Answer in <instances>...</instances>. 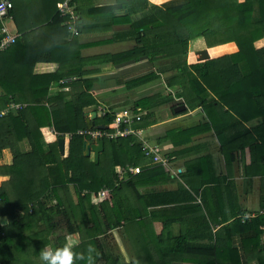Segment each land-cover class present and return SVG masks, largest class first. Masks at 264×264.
I'll use <instances>...</instances> for the list:
<instances>
[{
    "label": "trees",
    "instance_id": "trees-1",
    "mask_svg": "<svg viewBox=\"0 0 264 264\" xmlns=\"http://www.w3.org/2000/svg\"><path fill=\"white\" fill-rule=\"evenodd\" d=\"M10 1L12 7L7 9V20L20 16L23 9L28 12L32 9V6L23 8L22 3L17 6L15 0ZM48 1H45L42 20L37 23L42 28L67 31L66 36L68 33L74 36L71 29L62 24L67 17L58 12L59 0ZM78 13L81 31L84 15L81 11ZM92 13L102 17V20L96 18V22L102 24L90 28L108 30L125 24L115 39L134 42L131 49L103 56L115 68L128 62L141 63L135 75H116L117 84L133 90L160 81L164 90H168L166 94L159 91L135 100L132 109L140 107L146 113L133 128L154 123L152 119L159 107L180 98L187 110L176 113V105L171 104L172 115L201 108L205 116L202 125L214 131L222 150L226 131L235 130L230 139L242 132L247 135L245 143L232 145L231 158L239 145L242 150L248 145L253 158L246 168L262 162L264 44L260 43L264 41V0H168L162 4L149 0H115L110 5L96 7ZM1 26L0 22V30ZM3 35L0 32V40ZM198 38H202L207 47L234 42L237 50L189 63L190 42ZM24 44L23 38H16L14 43L0 50V112L10 103L21 105L0 116V177H6L0 181V264H44L40 250L45 247L69 248L71 264H176L190 262L192 256L197 255L213 256L221 264H241L242 255L233 245L227 224L231 216L221 217L223 224L217 230L211 224L213 217L206 191L209 185L220 183L219 179L202 180L197 185H193L191 179L186 180L187 185L170 192L174 195L172 201L165 202L161 200L162 191L144 194L138 190L139 186L152 183L151 175L145 174L151 162L134 134L105 139L108 157L101 155L97 163L85 156L86 137L77 131L86 128L83 107L87 97L95 102V110H99L98 102L89 92L94 78L74 81L75 85H82L83 81L89 83L87 91L74 92L76 95L65 100L62 107L48 108L45 102L52 100L46 97L49 86L64 74L35 75L31 67L40 60L62 62L59 56L66 59L67 54L59 52L56 56L49 48H36L37 44L24 47ZM59 46L55 47L56 51ZM34 47L36 51L32 50ZM218 49H211V53ZM14 72L18 79L12 83L7 76ZM20 91L24 95L26 91L34 92L36 97L32 94L21 97ZM109 110L98 117L101 122L96 121L98 118L95 122L111 123L114 112L119 109L109 106ZM249 122L254 123L253 126H247ZM44 126H53L62 134L73 132L67 156H61L57 142L45 143L41 132ZM256 149L262 157L257 158ZM5 150L12 157L9 164L3 161ZM117 165H141L142 172L126 180L120 179L115 173ZM159 166L156 174L161 179L171 178L169 167ZM104 187L109 188L110 193L102 200L100 192ZM199 187L200 198L196 195ZM172 203L164 210L149 209ZM238 214L235 212L234 216ZM261 218L262 215H258L246 219L245 223L238 218L240 230L253 229ZM156 222L162 224L160 232L156 230ZM175 224L179 232L166 238L165 230ZM115 227H124L128 233L135 259L125 261L122 254L111 249L109 234ZM69 235L77 237L72 241ZM143 253L155 256L143 258ZM258 263L264 264V257H259Z\"/></svg>",
    "mask_w": 264,
    "mask_h": 264
},
{
    "label": "crops",
    "instance_id": "crops-1",
    "mask_svg": "<svg viewBox=\"0 0 264 264\" xmlns=\"http://www.w3.org/2000/svg\"><path fill=\"white\" fill-rule=\"evenodd\" d=\"M45 1L46 0H15V5L18 6L22 3L21 6H23V8L25 6H32V9L29 12L23 9L20 16L17 18L15 16L11 17L5 22V25L11 34L16 35L17 39L23 38V42L27 45L30 44V47H33L37 44L36 48H49L48 51H52V55L57 56L59 55V52L67 54L66 59L63 56H59L63 58L62 62L57 60H40L34 63L31 67L32 73L35 75L53 74L55 72L64 74V76L62 75L63 77L58 82L52 81L49 86L46 97H51L52 100L51 102H48V104L45 102L48 108L52 109L62 107L65 100H68L70 97H74L76 95L74 92L78 93L79 91H85L89 83L83 81L82 85H75L74 81H77L78 79L90 78H94V80L89 92L92 94V97L96 99L99 107L111 106L115 107L116 110L125 107L132 108L128 107L131 106L130 102L128 101L131 99L128 97L127 92L133 91L134 93V90L126 89V91L121 92L119 87L124 85L117 84L116 75L120 76L121 74L129 72L130 70H134L140 66L141 63L128 62L127 64L122 65L123 67L115 68L111 63L106 62L104 60L105 58H103L104 55L109 56L120 51H125L124 49H131L134 46L133 41L115 39L117 37V33L125 28V24H117L108 30L105 28H90L92 26L102 24L96 22V18L102 20V17L99 14H93V9L96 7L99 8L110 5L114 3L115 0H76L75 12L78 15V19L76 20L75 25L77 33H73L76 37L70 35L69 33L68 36H66L67 31L65 33L62 30L61 32H57L54 28H42L40 24L37 23L38 21L42 20L41 18L44 15L43 8ZM149 1L155 4H162L168 0ZM47 2L49 1L47 0ZM80 11L84 15L82 21L83 28L81 31L78 28L80 21V13L78 12ZM16 19H18L17 22ZM66 20H68V18ZM66 20L63 21V25H65ZM66 27L68 26L66 25ZM198 40H201V46H199L200 48L196 46L197 50H192L190 48L188 53L189 63H195L198 61V56L196 55L200 49L207 48L210 53L211 49L215 47L230 46L232 49L230 51H226L225 53H231L237 50V46L234 42H229L214 47H207L202 38H198ZM60 42H62V44H59ZM55 44L56 46L60 45L59 50L57 51L55 49ZM260 44H264V41H262ZM32 50L36 51L35 47ZM210 57H216V55L214 56L212 53H210ZM98 59L103 61H98ZM122 69L127 70L124 71ZM14 73H11L10 76H7L8 79H11L9 81H12V83L13 81L16 82L18 79L16 73ZM151 85L152 83H149L143 87H149ZM30 86H32V84H30ZM26 88L28 89L29 87L26 86ZM31 94L32 96L36 97V93L34 92L30 93L26 91V94L24 95L20 91L21 97H27ZM124 96L126 97L124 98ZM141 96L144 95L137 96L136 99ZM85 100L87 103H85L86 105L83 107V116L86 122V114H91L96 110L94 105L95 102L89 99V97H87ZM177 104L178 103L175 105L177 106ZM9 105L0 112V116L6 115L10 109L14 110V108H9ZM163 106L166 107V105ZM163 106L156 110V114L160 115V117H158L156 120H153L154 123L147 125L146 127L134 128L136 130H141L140 134L135 132L134 137L140 142L141 148L143 141H148L152 144H156L158 146L159 152L162 155L170 157L171 162H169V165L166 167H169L168 172H170L171 178L161 179L162 177L156 174L157 171H159L160 164L151 163L145 174L151 175L152 183L139 186V192L144 194H148L150 192L152 194L154 192L162 191L161 196L163 197L161 200L169 202L172 201L171 199L174 197V195L170 194V192L177 190L180 186H183V184L187 185L186 180L189 181L191 179L193 185H197L202 180H210V178L215 180L219 179L220 183L215 182L216 185H209V188L206 191L213 217V222H211V224L214 229L217 230L223 224L220 223L221 217L231 216L227 224L232 237L233 245L237 247L240 255H242L241 264H259V257H264V206L262 205L264 201V159L257 165L252 166L250 169L246 168V166L248 167V165L251 164L253 158L252 151L248 145H246L244 150L239 148V145V147L234 150L233 158H231V154L229 152L232 148H234L233 146L237 145V143H245L247 135L244 132H242L240 135H237L234 139H230V137L235 135V130H229L224 133L223 140L225 142V153L224 150H222L221 143L214 131L205 128L202 125L205 122V116L201 108H196L194 110L188 109V112L174 116L171 114V112L169 113L161 111ZM96 112L97 117L93 120L95 125L94 127L104 125L103 123L97 124L95 122V120L100 117L98 110ZM253 124L254 123L249 122L246 125L253 126ZM85 129H91L88 128L87 123ZM78 131L77 133L85 136L86 139H93L85 134L79 133ZM41 132L43 134V139L47 144L54 142L58 143V139H60V137L63 138L64 151H60L58 144L59 152L62 157L68 155L70 140L72 139L73 132H66L64 134L58 133L53 126H44L41 128ZM107 146L108 145L105 143V149H103L104 151L100 152L99 158L101 155H103L105 158L108 157ZM83 153L85 156H87L84 150ZM255 154L257 155V158L262 157L260 155L261 152H257V149ZM87 157L95 161L93 152H91V154ZM3 161L8 164L12 161L11 154L8 150L4 151ZM149 162H151V159H149ZM127 166L128 165H117L115 167V173L117 176V169ZM166 167L164 168L167 169ZM135 175L136 174L126 173L123 179L126 180L129 176ZM4 179H6V177H0V181ZM201 187H199V194H196L197 196L199 195V198L202 197ZM106 189L108 190L109 188L104 187L102 190ZM110 196H112V194H110ZM172 205L173 203L159 206H150L149 209L164 210L165 208L171 207ZM235 212L240 214L234 216ZM258 215H262V218L256 223L253 229L248 231L240 230V222L238 221V218H240L241 221L245 223L246 219L251 220V218ZM155 224L161 225L159 230L156 229L158 232H160L162 230L161 222H156ZM119 229L123 230V235L125 234L126 237H128V233L126 234L124 227H115L110 230L112 239L118 238L114 230ZM178 232V224L168 226V228L165 230L166 238L170 239L173 234L176 235ZM258 232L260 233L258 236H256V233ZM224 236L227 239V235L225 234ZM69 237L72 241H74V238L77 237V235H69ZM111 241L116 248V240ZM134 243L138 244V242ZM129 244L130 251H132L129 254L132 255L131 258L135 259L136 256L132 248V242L130 240ZM120 254L126 255V253L124 254L122 251ZM141 256L143 258L149 259L155 255H145V253H143ZM156 256L163 257V255ZM176 264L221 263L220 260L215 259L213 256L205 257L197 255L192 256L190 262L179 261Z\"/></svg>",
    "mask_w": 264,
    "mask_h": 264
},
{
    "label": "built area",
    "instance_id": "built-area-1",
    "mask_svg": "<svg viewBox=\"0 0 264 264\" xmlns=\"http://www.w3.org/2000/svg\"><path fill=\"white\" fill-rule=\"evenodd\" d=\"M12 7L10 0H0V22L2 24L0 32L3 33V38L0 40V49H5L14 43L16 35L11 34L5 25V22L8 19L7 9ZM75 2L74 0H59L58 2V12L60 16L67 17L65 24L71 29L72 33H77L75 22L78 19V15L75 12ZM21 105L17 103H10L9 108L18 109ZM100 116L106 115L109 110L108 106L99 107ZM5 113V112H3ZM146 112L137 108L136 110L132 108H122L114 112V117L111 123L104 124V127H93L91 129H81L78 132L85 134L93 139H117L118 137H125L130 134L141 132V130H136L133 128V125L142 120ZM142 150L145 155L151 159V163L163 164L164 166L169 165V157L162 155L159 152L158 146L152 144L148 141H143ZM142 172V166H132L128 165L127 167H122L117 169V173L120 179L125 177L126 173L139 174ZM101 199H105L109 196L108 190H101L100 192Z\"/></svg>",
    "mask_w": 264,
    "mask_h": 264
},
{
    "label": "rangeland",
    "instance_id": "rangeland-1",
    "mask_svg": "<svg viewBox=\"0 0 264 264\" xmlns=\"http://www.w3.org/2000/svg\"><path fill=\"white\" fill-rule=\"evenodd\" d=\"M196 46L197 47L201 46V40L196 39L195 41H191L190 42V48L192 50H197ZM217 48H219V49L215 50V53H212V55L220 56V55L224 54L226 51H230L232 49V48H230V46H222V47L218 46ZM124 50H126V49H124ZM196 56H199V54L197 53ZM100 59H102V58H100ZM98 61H103V60H99L98 59ZM137 71H138V69L130 70L129 72H126V74L132 73L133 75H135V74H137ZM151 83H152V85L149 86V87L133 89L134 93H133V91L127 92L128 97L131 99V100H128L130 102V104H131V106H128V107H132L133 106V101L136 99L137 96L146 95V94H149V93L153 94V93H156V92H159V91H164L165 94L168 92V90H164V87L161 85L162 83L160 81H154V82H151ZM119 89H120L121 92L126 91V88H124V86H120ZM125 97L126 96H124V98ZM181 101H182V99L176 98L171 104L178 103L177 105H180ZM129 102H128V104H129ZM166 107L163 106L161 111H165V112H169L170 113L169 105H166ZM158 117H160V115L156 114L155 117L152 120H156ZM96 121L97 122H101V118H98ZM153 143H156V142H153ZM155 225H156V229L159 230L161 225H158V224H155ZM114 231H115L116 235L118 236V238H115V239L113 238L112 239V234L111 233L109 234V245H110L111 249L113 251H115V252H118L119 254L121 253V251L124 254L126 253V255H123V256L121 255L123 258H125L126 261L132 260L133 259V258H131L132 255L129 254V253L132 252V251H130L129 239L123 235V230L119 229V230H114ZM110 236H111V239H110ZM111 240H116V244L118 245V246L116 245V248H115V245L112 243ZM99 264H102V263H99Z\"/></svg>",
    "mask_w": 264,
    "mask_h": 264
},
{
    "label": "water",
    "instance_id": "water-1",
    "mask_svg": "<svg viewBox=\"0 0 264 264\" xmlns=\"http://www.w3.org/2000/svg\"><path fill=\"white\" fill-rule=\"evenodd\" d=\"M198 54H199L198 61H204V60L211 58L210 53L207 48L200 49L198 51ZM186 109H187V105L185 103H182L175 107V112H180ZM96 117H97L96 111H93L91 114L90 113L86 114V123H87L88 128H93L95 126L93 120ZM98 127L102 128L104 127V125H99ZM58 144H59L60 151L63 152L64 151V139L63 138L58 139ZM104 144H105L104 139H101V138L84 140L85 154L89 156L91 152H93L95 161L98 162L100 152H102L104 149Z\"/></svg>",
    "mask_w": 264,
    "mask_h": 264
},
{
    "label": "clouds",
    "instance_id": "clouds-1",
    "mask_svg": "<svg viewBox=\"0 0 264 264\" xmlns=\"http://www.w3.org/2000/svg\"><path fill=\"white\" fill-rule=\"evenodd\" d=\"M40 259L44 264H71L72 252L69 248H43L40 250Z\"/></svg>",
    "mask_w": 264,
    "mask_h": 264
}]
</instances>
